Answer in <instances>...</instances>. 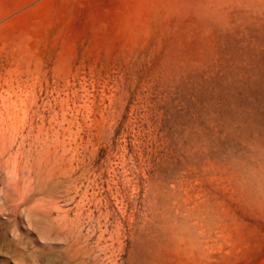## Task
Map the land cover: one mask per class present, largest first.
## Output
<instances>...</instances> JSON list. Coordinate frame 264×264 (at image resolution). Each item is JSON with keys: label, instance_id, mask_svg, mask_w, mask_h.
<instances>
[{"label": "rangeland", "instance_id": "1", "mask_svg": "<svg viewBox=\"0 0 264 264\" xmlns=\"http://www.w3.org/2000/svg\"><path fill=\"white\" fill-rule=\"evenodd\" d=\"M0 94V264H264V0H0Z\"/></svg>", "mask_w": 264, "mask_h": 264}, {"label": "bare ground", "instance_id": "2", "mask_svg": "<svg viewBox=\"0 0 264 264\" xmlns=\"http://www.w3.org/2000/svg\"><path fill=\"white\" fill-rule=\"evenodd\" d=\"M0 95H1V94H0ZM1 99H2V98H1ZM5 99H6V97H5ZM5 99H4V100H5ZM4 100H2V102H4ZM1 104H2V103H1ZM3 104H5V103H3ZM3 106L5 107V105H3ZM7 106H8V103H7ZM8 107H9V106H8ZM7 110H8V109H7ZM0 115H2V114H0ZM2 117H3V115H2ZM0 122H1V121H0ZM1 127H2V126H1ZM1 127H0V128H1ZM3 127H4V126H3ZM0 130H1V129H0ZM7 130H8V129H7ZM3 131H5V130L3 129ZM0 133H1V131H0ZM3 133H4V132H3ZM28 133H29V132H28ZM1 134H2V133H1ZM25 137H26V136H25ZM25 137H24V138H25ZM28 143H29V142H28ZM28 150H29V149H28ZM17 156H18V155H17ZM25 157H26V156H25ZM25 159H26V158H25ZM28 159H29V158H28ZM24 162H26V160H25ZM16 164H17V163H16ZM13 165H14V163H13ZM24 165H25V163H24ZM27 165H28V164H27ZM27 168H28V166H27ZM23 169H24V166H23ZM28 170H29V169H28ZM13 173H14V172H13ZM16 173H17V170H16L15 174H16ZM18 173H19V172H18ZM23 175H24V174H23ZM23 175H22V176H23ZM28 175H29V172H28ZM17 176H18V175H16V178H17ZM22 178H23V177H22ZM24 178H25V180H26V177H24ZM24 178H23V179H24ZM15 180H17V179H15ZM25 180H23V181H25ZM30 180H31V179H30ZM30 180H28L29 183H31ZM29 183L27 182L26 185L29 186ZM23 186H24V185H23ZM24 193H26V190H25ZM24 197H25V199H26V198H27V194H24Z\"/></svg>", "mask_w": 264, "mask_h": 264}]
</instances>
